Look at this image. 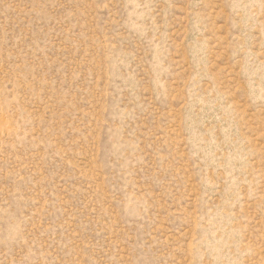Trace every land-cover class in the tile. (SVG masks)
<instances>
[{
    "label": "rangeland",
    "instance_id": "1",
    "mask_svg": "<svg viewBox=\"0 0 264 264\" xmlns=\"http://www.w3.org/2000/svg\"><path fill=\"white\" fill-rule=\"evenodd\" d=\"M0 264H264V0H0Z\"/></svg>",
    "mask_w": 264,
    "mask_h": 264
}]
</instances>
